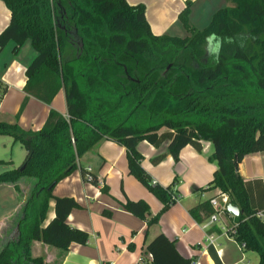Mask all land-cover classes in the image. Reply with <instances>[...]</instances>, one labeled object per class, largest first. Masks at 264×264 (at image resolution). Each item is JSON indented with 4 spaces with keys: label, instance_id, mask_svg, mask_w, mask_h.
Masks as SVG:
<instances>
[{
    "label": "trees",
    "instance_id": "trees-1",
    "mask_svg": "<svg viewBox=\"0 0 264 264\" xmlns=\"http://www.w3.org/2000/svg\"><path fill=\"white\" fill-rule=\"evenodd\" d=\"M1 1L11 20L0 33V51L12 41L18 54L30 41L37 55L25 70V92L50 104L64 89L68 116L52 109L38 131L0 121V135L11 136L26 151L20 167L0 174V185L14 184L20 191V180H33L23 216L16 219L19 236L1 249L0 264H44L30 255L33 240L63 252L72 243L86 244L88 233L67 221L79 204L55 197L53 188L103 139L126 148L129 173L162 202L149 226L178 196L174 183L163 187L142 167L138 143L160 147L168 141L169 153L179 161L187 145L200 152L203 141L211 142L217 169L207 189H218L238 206L239 223L230 236L264 264V218L258 216L264 214V184L239 171L246 155L264 152V0H227L230 5L217 10L203 29L190 24L192 1H187L179 15L189 33L184 38L153 34L145 6L127 0ZM7 91L0 79V99ZM82 175L97 184L95 174L83 170ZM50 199L56 216L42 227ZM124 207L143 219L150 215L144 200H127ZM201 211L214 213L210 200L190 212ZM147 252L148 264H194L164 234Z\"/></svg>",
    "mask_w": 264,
    "mask_h": 264
},
{
    "label": "crops",
    "instance_id": "crops-1",
    "mask_svg": "<svg viewBox=\"0 0 264 264\" xmlns=\"http://www.w3.org/2000/svg\"><path fill=\"white\" fill-rule=\"evenodd\" d=\"M187 1L193 2L190 18L213 16L217 10L230 5L227 0H127L131 5L145 6L146 19L153 34L181 38L189 35L182 25L179 26V15ZM215 1H218L219 9L211 10V4ZM200 6L203 10L206 8L204 14ZM10 20V11L0 1V33ZM13 47L14 42L11 41L0 51V79L8 86L7 93L0 99V121H17L24 130L38 131L44 126L52 109L67 117L64 89L58 92L50 104L25 92V70L37 52L30 41L22 46L18 54L13 53ZM26 98L25 107L17 118ZM10 143L18 142L11 136L0 135V161L5 162L0 163V174L20 167L26 156L25 151L19 164L12 159L7 160L9 157L6 158L5 149ZM168 144L166 141L160 147H155L143 140L137 145L143 156L141 165L152 180L163 187L174 183L173 191L179 197L175 204L161 214L157 223L149 226L148 220L162 210V202L129 173L126 148L103 139L82 155L78 159V168L53 188L55 197H71L79 204L69 214L67 221L71 227L87 232L88 241L86 244L72 243L63 252L42 241L33 240L30 243V255L42 258L44 264H148L152 260L151 254L147 252L148 244L158 235L164 234L175 241L178 251L193 259L194 264H258V254L243 249L228 234V230L239 223V216L225 212L218 222L210 223L212 214L206 215L201 211L195 216L190 212L192 208L216 196L221 199L218 189H207L217 169L216 161L211 159L213 144L203 141L200 152L187 145L180 152L179 161H175L169 153ZM159 155H165L164 159L153 163L152 160ZM89 168L95 174L97 184L84 179L82 171ZM239 171L244 179H261L264 184V152L246 155L239 165ZM32 184V179L20 180V191L14 184L0 185V251L19 236L16 219L23 216L22 209L30 197ZM127 200H144L150 208L147 219L126 210L124 204ZM55 216V200L50 199L42 227H46ZM209 235L214 236L213 243L209 242Z\"/></svg>",
    "mask_w": 264,
    "mask_h": 264
},
{
    "label": "rangeland",
    "instance_id": "rangeland-1",
    "mask_svg": "<svg viewBox=\"0 0 264 264\" xmlns=\"http://www.w3.org/2000/svg\"><path fill=\"white\" fill-rule=\"evenodd\" d=\"M217 2L218 1H215V2H213L211 4V10H217V9H219L218 8L219 6H218ZM192 4H193V2H192ZM199 9L204 14L206 8L203 10L202 6H200ZM211 17L212 16H193V17L190 18V16H189V22H190L191 25L195 26L196 28L199 27L198 29H203L204 27H206L209 24V22L212 19ZM180 23H181V21L179 22V26L182 25L181 27L183 28L184 27L183 24L182 23L180 24ZM185 29L186 28L184 27V30ZM186 33H187V30H186ZM5 153H6L5 154L6 158L9 157L7 160L12 159L15 163L19 164L22 161V159H23V157L25 155V150H24L23 147H21V145L19 143H16V144L10 143V144H8L7 149H5ZM0 169H2L1 166H0Z\"/></svg>",
    "mask_w": 264,
    "mask_h": 264
},
{
    "label": "built area",
    "instance_id": "built-area-1",
    "mask_svg": "<svg viewBox=\"0 0 264 264\" xmlns=\"http://www.w3.org/2000/svg\"><path fill=\"white\" fill-rule=\"evenodd\" d=\"M87 171L92 172L90 168ZM220 197H221V199H219V196H216L210 200V203H211L212 207L214 208V213H212V215L210 216V223L218 222L220 220L221 215L226 212L224 209V206L228 200V197L225 194H221ZM173 198L176 202L179 200V197L174 196ZM258 216L264 218V214L262 212L258 213ZM222 229L226 230L224 227ZM230 232H233L232 228L228 230L229 235L231 234ZM208 240H209V242L213 243L214 242V236L209 235Z\"/></svg>",
    "mask_w": 264,
    "mask_h": 264
},
{
    "label": "water",
    "instance_id": "water-1",
    "mask_svg": "<svg viewBox=\"0 0 264 264\" xmlns=\"http://www.w3.org/2000/svg\"><path fill=\"white\" fill-rule=\"evenodd\" d=\"M224 209L227 213L233 215V216H239L240 215V209L237 205H234L229 200L225 203Z\"/></svg>",
    "mask_w": 264,
    "mask_h": 264
}]
</instances>
